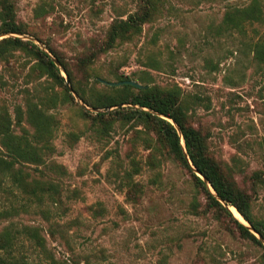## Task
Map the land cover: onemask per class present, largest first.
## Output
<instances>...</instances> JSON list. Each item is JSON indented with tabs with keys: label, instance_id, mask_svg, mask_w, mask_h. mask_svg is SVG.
<instances>
[{
	"label": "rangeland",
	"instance_id": "obj_1",
	"mask_svg": "<svg viewBox=\"0 0 264 264\" xmlns=\"http://www.w3.org/2000/svg\"><path fill=\"white\" fill-rule=\"evenodd\" d=\"M12 1L24 32L0 33V39L19 37L52 55L50 47L86 98L109 92L99 78L119 81L121 74L177 85L194 101L187 121L205 135L208 155L249 195L253 215L264 221V63L253 52L264 38V20L243 31L222 26L228 7L250 0H158L141 32L112 48L105 42L113 20L136 11L139 0ZM40 61L22 48L0 57V110L9 113L17 134L32 133L25 114L16 122L18 107L24 113L28 101L56 122L53 149L42 156L65 172L46 164L25 167L65 188L56 211L61 216L53 213L70 223L73 248L49 238L58 257L73 264H84L85 257L104 264H264L263 247L239 236L207 206L193 175L167 152L152 123L128 116L136 106L93 108L75 91L64 100V86L51 82ZM11 205L14 214L0 219V231L10 221L18 228L46 224L40 208L4 181L0 209ZM98 207L101 212H94ZM21 244L32 264L43 257L27 239Z\"/></svg>",
	"mask_w": 264,
	"mask_h": 264
},
{
	"label": "trees",
	"instance_id": "obj_2",
	"mask_svg": "<svg viewBox=\"0 0 264 264\" xmlns=\"http://www.w3.org/2000/svg\"><path fill=\"white\" fill-rule=\"evenodd\" d=\"M139 1V8L136 11L128 14L126 18L113 20L105 48H112L117 41L132 39L141 32L142 25L155 16L158 10V0ZM263 20L262 0H250L242 7H228L224 12L222 26L226 30L243 31L245 24ZM17 32L24 31L17 25L15 4L12 0H0V33ZM12 48L29 49L37 58H40L38 66L44 74L53 84L64 86L63 99L71 97L65 85V78L61 74V67L53 62L47 52L19 37L8 36L0 39V57ZM48 49L67 74L72 91L80 94L63 59L50 47ZM253 52L255 59L259 63H264V38L253 44ZM127 79L131 78L122 74L117 77L119 81ZM138 82L142 84L141 87L122 84L110 86L108 93H99L92 98H86L82 93L80 97L93 108L113 107L122 103L136 106L128 116L136 115L152 123L167 152L182 168L193 175L195 186L201 188L207 206L223 214L227 226L235 230L239 236L253 241L264 249L262 241L264 240V221L253 215L249 195L237 185L230 174L221 168L219 163L208 155L205 135L187 121L188 112L194 101H188L177 85L161 87L151 84L144 78H139ZM48 100L53 101L54 96H49ZM23 114L32 128V133H15L13 120L9 113L6 110H0V183L8 181L12 187L15 186L26 194L33 201L34 206L40 208L39 212L43 215L46 224H27L18 228L15 222L10 221L0 231V264H32L22 252L20 253L19 247L23 245L21 244L23 239H27L32 247L43 256L38 255L40 258L36 264H73V259L58 257L49 245L50 238L57 242L62 241L69 250L73 248L68 232L70 223L59 221L53 213L61 216L59 215L61 210L56 211L62 209V194L65 188L59 179L46 176L47 173L43 174L42 171L33 174L25 167L27 164H46L54 172H65L61 164L46 163L42 156L44 152H51L53 149L51 140L54 138L56 122L53 116L47 114L39 103L34 101L27 102L24 113L18 107L17 123L22 122ZM103 115L102 112L97 114L98 117ZM163 116L172 119L174 125ZM195 170L202 174L205 181L197 176ZM227 205L233 206L250 227L260 234L262 240L257 238L249 227L236 219ZM14 209H16L14 205H11L9 209H0V219L12 216ZM101 210V207L93 209L94 212H101ZM84 260V264H104L101 260H91L89 257H85Z\"/></svg>",
	"mask_w": 264,
	"mask_h": 264
},
{
	"label": "water",
	"instance_id": "obj_3",
	"mask_svg": "<svg viewBox=\"0 0 264 264\" xmlns=\"http://www.w3.org/2000/svg\"><path fill=\"white\" fill-rule=\"evenodd\" d=\"M37 41H38V40H37ZM49 55H50V54H49ZM50 56H51L53 62H54L58 67H61V71H62V73H63L62 75H63V77L65 78V81H66V84H67V86H68V89H69V91L73 92V91H72V88H71V86H70V84H69L68 76H67V74L65 73L64 69L62 68V66L60 65L59 61H58L55 57H53L52 55H50ZM99 81L102 82V83L108 84V85H110V86H119V85H122V84H130V85L135 86V87H141V86H142L141 83H139V82H137V81H135V80H132V79L121 80V81H107V80H104V79L99 78ZM104 110H106V108H105ZM163 118L167 119L168 121H170V122L174 125V121H173L172 119H170V118H168V117H166V116H163ZM192 167H193V166H192ZM193 168H194V167H193ZM195 173L197 174V176H199L202 180L205 181V178L202 176V174H201L199 171L195 170ZM208 186H209L210 190L214 193V191L212 190V188L210 187L209 184H208ZM232 207H233V206H232ZM227 208L229 209V211H231V213L233 214V216H234L236 219H238L241 223H243L244 225H246L247 227H249L250 230L255 234V236H256L257 238H259L260 240H262V237L260 236V234L257 233L253 228L250 227L249 223H248V222H247V221H246V220H245V219L239 214V212H238L235 208H234V209L237 211V213L240 215V217L243 219V221L234 215V213H233L232 210L230 209V206H229V205H227ZM262 241H263V243H264V240H262Z\"/></svg>",
	"mask_w": 264,
	"mask_h": 264
},
{
	"label": "bare ground",
	"instance_id": "obj_4",
	"mask_svg": "<svg viewBox=\"0 0 264 264\" xmlns=\"http://www.w3.org/2000/svg\"><path fill=\"white\" fill-rule=\"evenodd\" d=\"M233 209V211H234V213H235V216L236 217H238L239 219H241V217H240V215L237 213V211L234 209V208H232ZM242 221H243V219H241Z\"/></svg>",
	"mask_w": 264,
	"mask_h": 264
}]
</instances>
